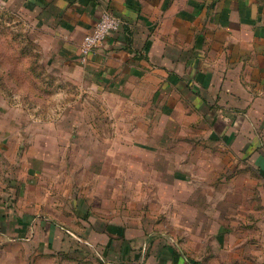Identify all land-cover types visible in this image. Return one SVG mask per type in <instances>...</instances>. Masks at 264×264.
I'll use <instances>...</instances> for the list:
<instances>
[{
    "label": "rangeland",
    "instance_id": "obj_1",
    "mask_svg": "<svg viewBox=\"0 0 264 264\" xmlns=\"http://www.w3.org/2000/svg\"><path fill=\"white\" fill-rule=\"evenodd\" d=\"M26 24L0 11V264H115L119 236L158 235L208 260L232 185L208 121L45 71Z\"/></svg>",
    "mask_w": 264,
    "mask_h": 264
},
{
    "label": "crops",
    "instance_id": "obj_2",
    "mask_svg": "<svg viewBox=\"0 0 264 264\" xmlns=\"http://www.w3.org/2000/svg\"><path fill=\"white\" fill-rule=\"evenodd\" d=\"M0 11L23 15L45 71L106 90L138 85L149 92L139 97L164 99L165 112L182 101L224 143L226 194L240 198L226 197L224 214L211 218L208 260L163 235L144 255L130 243L132 258L147 264L151 251V264H264V0H0ZM106 11L121 28L81 63V41Z\"/></svg>",
    "mask_w": 264,
    "mask_h": 264
},
{
    "label": "built area",
    "instance_id": "obj_3",
    "mask_svg": "<svg viewBox=\"0 0 264 264\" xmlns=\"http://www.w3.org/2000/svg\"><path fill=\"white\" fill-rule=\"evenodd\" d=\"M122 22L110 12H103L92 30L86 34L80 44L79 59L85 63L89 55L100 49L110 33L120 30Z\"/></svg>",
    "mask_w": 264,
    "mask_h": 264
},
{
    "label": "trees",
    "instance_id": "obj_4",
    "mask_svg": "<svg viewBox=\"0 0 264 264\" xmlns=\"http://www.w3.org/2000/svg\"><path fill=\"white\" fill-rule=\"evenodd\" d=\"M4 229H3V226L1 225L0 223V232L2 233ZM120 237V240L122 241V247H120V252H119V258H118V261L117 263L115 264H140L138 263V259H139V256H134L133 258L130 256V247L129 245L127 244H124V239L122 238V236H119ZM110 246L107 245L106 248H109ZM103 264V262H102Z\"/></svg>",
    "mask_w": 264,
    "mask_h": 264
}]
</instances>
